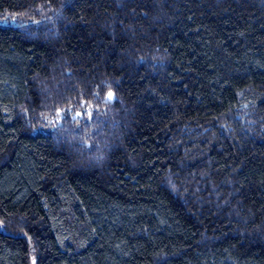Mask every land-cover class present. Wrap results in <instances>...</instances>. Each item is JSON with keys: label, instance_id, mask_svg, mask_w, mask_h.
Here are the masks:
<instances>
[{"label": "trees", "instance_id": "1", "mask_svg": "<svg viewBox=\"0 0 264 264\" xmlns=\"http://www.w3.org/2000/svg\"><path fill=\"white\" fill-rule=\"evenodd\" d=\"M33 258L264 264V0H0V264Z\"/></svg>", "mask_w": 264, "mask_h": 264}, {"label": "snow or ice", "instance_id": "2", "mask_svg": "<svg viewBox=\"0 0 264 264\" xmlns=\"http://www.w3.org/2000/svg\"><path fill=\"white\" fill-rule=\"evenodd\" d=\"M8 18L5 17V20H7ZM105 99L107 101H111L113 99V93L111 91H109L105 97ZM66 111H71V109H68ZM59 115V113H58ZM81 115H85V116H88L89 118L91 117L92 113L90 111H88L87 109L85 110V112L81 113V112H77L76 113V116H81ZM73 119H75V116L73 117ZM25 236H27V234L25 233ZM33 264H36V261H35V258H33Z\"/></svg>", "mask_w": 264, "mask_h": 264}]
</instances>
